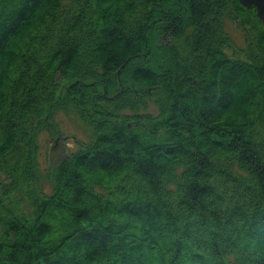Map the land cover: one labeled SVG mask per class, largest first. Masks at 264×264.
Returning a JSON list of instances; mask_svg holds the SVG:
<instances>
[{"label": "trees", "instance_id": "obj_1", "mask_svg": "<svg viewBox=\"0 0 264 264\" xmlns=\"http://www.w3.org/2000/svg\"><path fill=\"white\" fill-rule=\"evenodd\" d=\"M49 105L91 141L39 173L30 123ZM0 172V264H264L256 7L0 0ZM27 182L29 211L15 198Z\"/></svg>", "mask_w": 264, "mask_h": 264}, {"label": "rangeland", "instance_id": "obj_2", "mask_svg": "<svg viewBox=\"0 0 264 264\" xmlns=\"http://www.w3.org/2000/svg\"><path fill=\"white\" fill-rule=\"evenodd\" d=\"M223 26L238 47L245 48L248 45V31L239 21L226 17L223 20ZM65 91L64 87L59 91L58 100L64 97ZM151 111H156L153 106ZM30 131L37 144L39 173L46 172L48 166L55 160L70 156L79 151L83 144L91 141V131L77 113L52 108V105L46 106L40 119H31ZM8 178L7 172H0V183ZM36 184L37 182H27L15 195L16 200L22 203V207H27V211L30 209L29 203L37 193ZM42 187L49 192L52 190L51 184L46 179L42 180Z\"/></svg>", "mask_w": 264, "mask_h": 264}, {"label": "water", "instance_id": "obj_3", "mask_svg": "<svg viewBox=\"0 0 264 264\" xmlns=\"http://www.w3.org/2000/svg\"><path fill=\"white\" fill-rule=\"evenodd\" d=\"M243 5L246 7H256L258 16L264 22V0H240Z\"/></svg>", "mask_w": 264, "mask_h": 264}]
</instances>
